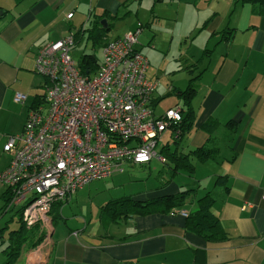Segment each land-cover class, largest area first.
<instances>
[{
    "label": "crops",
    "instance_id": "1",
    "mask_svg": "<svg viewBox=\"0 0 264 264\" xmlns=\"http://www.w3.org/2000/svg\"><path fill=\"white\" fill-rule=\"evenodd\" d=\"M151 1L0 0L5 11L0 17V172L12 158L3 148L9 137L22 131L30 108L44 104L38 98L46 80L34 68L38 49L69 33L82 34L93 17L103 13L112 15L102 17L108 23L110 18L138 17L143 10L147 20H159L154 36L161 29L168 33L158 45L161 61H179L181 69L198 62L201 76L192 101L196 118L180 147H218L217 159L196 163L193 177L184 173L180 184L173 179L163 188L156 183L131 194L147 200L194 182L197 190L174 212L103 223L99 208L104 202L90 220L56 222L77 189L63 201L58 217L52 219L55 213L50 212L46 240L21 253L16 264H264V9L238 0ZM131 21L126 31L137 24L134 29L141 27L140 35L144 21ZM154 36L148 42L156 50ZM80 39L88 42L84 36ZM205 49H212L208 56ZM17 93L24 97L16 100ZM210 120L214 127L209 131L204 124ZM228 121L236 122L234 132ZM220 176L226 178L223 184L217 183ZM4 191L7 188L0 186V196ZM207 191L215 196L211 211L226 233L220 242L206 241L185 225L186 215Z\"/></svg>",
    "mask_w": 264,
    "mask_h": 264
},
{
    "label": "built area",
    "instance_id": "2",
    "mask_svg": "<svg viewBox=\"0 0 264 264\" xmlns=\"http://www.w3.org/2000/svg\"><path fill=\"white\" fill-rule=\"evenodd\" d=\"M139 32L107 41L91 76L80 74L70 54L72 33L38 49L34 68L46 80L44 104L30 108L22 131L9 137L3 148L12 158L0 172L8 205L22 206L27 225L44 224L54 203L122 171L124 162L165 160L156 146L169 125L181 120V111L154 114L151 98L158 83L146 77L148 60L134 47Z\"/></svg>",
    "mask_w": 264,
    "mask_h": 264
},
{
    "label": "trees",
    "instance_id": "3",
    "mask_svg": "<svg viewBox=\"0 0 264 264\" xmlns=\"http://www.w3.org/2000/svg\"><path fill=\"white\" fill-rule=\"evenodd\" d=\"M238 1H240L241 3H252L253 5L260 6L264 9V0ZM4 14L5 11H3V15ZM108 16H110V14L108 13L94 16L90 21V26H88L84 30L85 32L81 34L78 31L75 33V36L73 34V36L75 37L74 41L76 40L77 36H84L87 41L91 40L93 42V45L98 44L103 49V46L107 43V41L114 39L107 36V32L110 29V24L107 23V25L103 27L100 22L102 20V17ZM139 29L141 30V27H139ZM136 51L138 50L136 49ZM211 51L212 49H205L204 55L208 56ZM76 63L81 75L91 76L93 73L97 72L101 62L94 53L83 52ZM197 64H195L194 66L185 67L190 74V78L188 79V82L184 89H177L173 86H170L168 90H171V92L166 93L167 95L171 93L175 94L176 97L181 99V105L175 104L174 106L168 107H179L181 111V120L169 125L166 131H170V138L173 141L172 143L168 141L166 143H162L161 148L158 151L165 158L163 163L167 167V173L161 174V171H159V175L165 177L164 179L161 177L162 180L160 182V185L157 186V188L159 189L167 186L169 183L174 181L173 179L175 175L180 172L186 173L187 175L193 177L192 174L195 171L196 163L217 159L218 147L215 145H202L193 149H189L187 151H184L182 147H180L182 138L190 132L196 118V112L193 107L192 101L196 94L195 82L201 76V72L195 74L193 71L194 68L196 69L198 67ZM162 97L164 96H158L155 90L151 98V106L153 109L156 107L158 101ZM38 100L39 102H43L44 94L40 95ZM164 111L156 112L154 110V114L161 115ZM233 124H236V122H227V125L231 126V132H234L235 125ZM204 127L208 130L211 129L212 127H214L213 121H207L204 124ZM207 129L205 130L208 132ZM166 131H164L163 134ZM171 144H173V146ZM148 163L139 164L129 162L127 164H138L142 166ZM123 171L124 168L122 163V171L116 172L114 174ZM225 179V177L220 176L217 178V183L223 184L225 182ZM190 184L187 187L181 188L174 194L163 195L147 200H140L130 195L112 198L104 204L100 205L99 218L103 223H118L120 221L126 220L130 215L134 214H147L156 211L166 213L174 212L175 210L184 206L186 201L191 198L193 193L197 190V187L193 185L194 182H191ZM0 198H2L4 202L2 209L0 208V211H2L0 214L1 218L3 214L7 212V210H10V206L8 205L10 195L8 192L4 191ZM196 202L197 208L188 212V214L186 215V227L195 232L200 237L204 238L206 241L220 242L225 239L226 233L223 231L218 217L211 211V206L215 202L214 194L211 191H207L204 195L198 197ZM62 203L63 201H58L53 204L51 213L54 212L55 214L53 215L52 219L58 217L59 208L61 207ZM15 215L17 216V226L13 228H9L10 226H8L9 222L14 221V215H11L10 218L5 220L4 224L0 226V252L4 256V261L0 264H16L22 251L36 247L38 244H40L44 236V232L40 230L41 224L39 222L31 225L30 227L25 225V222L22 220V206L16 210Z\"/></svg>",
    "mask_w": 264,
    "mask_h": 264
},
{
    "label": "rangeland",
    "instance_id": "4",
    "mask_svg": "<svg viewBox=\"0 0 264 264\" xmlns=\"http://www.w3.org/2000/svg\"><path fill=\"white\" fill-rule=\"evenodd\" d=\"M151 1V0H150ZM168 3L171 0H166ZM146 2V1H144ZM152 2V1H151ZM143 11V10H142ZM142 11L140 12V15L137 17L135 14L129 16L127 19L125 17L117 18V19H108V23H110V29L107 32V36L109 38H115L117 35L122 36L128 28V23L132 24L135 21L138 22L139 17L144 21L142 31L138 38V43L135 45L142 54L144 53L147 58L149 59L148 69L146 70V77L150 80L157 81L158 87L156 90V94L158 96H164L162 97L154 110L156 112H162L168 107L174 106L175 104L181 105L182 101L180 98L176 97L175 94H166L167 92H171V90H168L170 86H173L177 89H184L188 79L190 78V74L184 70L185 68L181 69L177 67V64H179V61H161V58L163 56V49L158 48L159 42H161V39L168 36V33L164 31L163 29L159 30L154 36V32L157 31V20H155L156 17H153L152 19L149 18L150 21H152V26L150 24V21L147 20V18L142 16ZM153 13V12H152ZM165 14H174V12L166 11ZM131 19V20H130ZM154 20V21H153ZM137 25V24H136ZM133 26V30L134 27ZM180 30V28H178ZM125 31V32H124ZM123 33V34H122ZM154 36V42L156 44V50H153V45H151L148 40L149 38H152ZM118 37V36H117ZM78 40L76 42V46L71 50L70 54L72 58L77 62L83 52H89L94 53L99 61L101 62L103 56H102V47L98 44L93 45V42L91 40H88V42L85 43L84 40L80 39V36H77ZM152 48H151V47ZM151 50L150 54L148 53ZM148 53V54H147ZM170 53L167 54V58H169ZM181 62V61H180ZM185 67L184 63L182 62L181 67ZM194 73H198L200 70L199 68H194ZM44 92V89H43ZM172 143V139L170 138V133L167 131L162 135V140L157 143L156 150L159 151L161 148L162 143L166 142ZM173 146V144H171ZM124 171L120 172L118 174H112L110 176L97 179L87 185L84 186L83 189L77 190L71 200L67 202V206L65 208V211L62 213V217L58 219L59 223H63L64 218H68V220H71V218H75L80 220V218L84 217L86 220H90V218H94L98 212L97 205L104 203L108 201V199L117 198L120 196L130 195L132 193H135L139 190H143L146 188H153L155 187L156 183L160 185V182L162 177L159 175V171H161V174L167 173V167L164 165L163 162L157 161L155 159H152L148 164L146 165H138V164H127L123 163ZM182 175H184L183 172H180L175 175L174 180L176 183H181ZM167 176V175H163ZM162 177V178H161ZM161 178V179H160ZM160 179V180H159ZM1 184V183H0ZM157 185V186H158ZM4 187L2 184L0 185ZM4 205L3 199L0 198V208L2 209ZM19 207L16 206H10V210H7L3 214V216L0 218V226H2L8 218H10L11 215H14V221L9 222L8 226L9 228H13L18 225L15 212ZM0 209V210H1ZM2 211H0L1 214ZM51 211H49L48 216ZM76 214V215H75ZM81 221V220H80ZM94 221V219H93ZM46 223V222H45ZM40 223L41 225V231L44 232V236L42 242H44L48 236V231L46 228V225ZM26 226L30 227V225ZM48 227V226H47ZM38 244V245H40ZM37 245V246H38ZM35 248V247H34ZM34 248H30L29 250L22 251L29 252L33 250ZM1 250V247H0ZM4 261V256L0 252V263Z\"/></svg>",
    "mask_w": 264,
    "mask_h": 264
},
{
    "label": "water",
    "instance_id": "5",
    "mask_svg": "<svg viewBox=\"0 0 264 264\" xmlns=\"http://www.w3.org/2000/svg\"><path fill=\"white\" fill-rule=\"evenodd\" d=\"M2 15H3V10L0 8V17H1ZM100 22H101V24H102L103 27H105L106 24H107L106 19H102Z\"/></svg>",
    "mask_w": 264,
    "mask_h": 264
}]
</instances>
